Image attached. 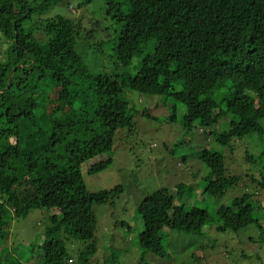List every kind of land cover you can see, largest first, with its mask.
<instances>
[{
  "label": "trees",
  "instance_id": "obj_1",
  "mask_svg": "<svg viewBox=\"0 0 264 264\" xmlns=\"http://www.w3.org/2000/svg\"><path fill=\"white\" fill-rule=\"evenodd\" d=\"M58 1L0 0V36L9 42L0 58V238L15 219L47 209L44 239L34 249L44 264H69L75 240L85 243L77 264H90L98 250L94 206L110 202L122 186L89 191L83 165L103 154L109 155L89 172L109 165L118 130L135 126L127 90L181 105L186 129L214 117L219 124L205 126L222 146L250 134L264 138V0H128L127 8L122 0H103V21L90 28L63 13L43 19ZM82 42L105 59L110 48L112 69L92 68ZM245 154L261 163L260 177H248L264 190V148ZM206 158L211 178L203 192L220 196L242 180L229 174L220 152ZM260 207L245 192L215 217L205 208L187 210L159 189L138 206L139 244L167 257L164 228L201 238L217 221L221 231L256 225L261 236L253 240L263 243ZM202 251L179 264H198ZM3 252L0 263L8 264Z\"/></svg>",
  "mask_w": 264,
  "mask_h": 264
},
{
  "label": "rangeland",
  "instance_id": "obj_2",
  "mask_svg": "<svg viewBox=\"0 0 264 264\" xmlns=\"http://www.w3.org/2000/svg\"><path fill=\"white\" fill-rule=\"evenodd\" d=\"M83 1L59 0L52 10L43 15V19L63 13L84 28L92 27L94 21H103V0L80 7L79 3ZM122 2L127 8L129 1ZM36 20L38 25L41 24V17ZM8 45L9 42L0 36V58H4ZM85 45L82 42L81 48ZM95 48L85 46L82 49L92 68L101 70L105 65V70L112 69V50L106 47L110 58L105 56V59ZM136 63L137 60L130 66L131 71L136 70ZM127 96L131 100L135 126L118 130L111 152L113 160L109 165L95 172L88 170L109 154L100 155L83 165L89 191L100 192L122 186V190L110 202L94 206L98 216V250L90 264H179L191 252L202 248L198 264H264V242L253 240L261 236L260 228L256 225L240 231H221L217 221L204 227V237L201 238L166 227L163 243L169 250L167 257L140 246L139 235L144 224L138 206L148 193L159 189L169 192L176 204L184 205L187 210L197 206L208 209L215 217L234 197L249 192L261 201L256 215L264 223V190L248 177L252 174L260 177L258 168L261 163L248 162L245 154L246 151L260 154L264 148V138L250 134L222 146L217 142V131L213 133V129L205 126L216 124L214 117L201 125L196 122L192 128L186 129L181 105L175 106L171 101L165 103L161 96L135 90H127ZM145 109L148 115L143 113ZM210 151L220 152L225 157L229 174L242 177L238 184L220 196L203 192L205 183L211 178L206 158ZM48 214L47 209H35L26 218L12 222L9 232L0 238V253L5 250L3 254L8 264H44L39 251L34 249L43 242ZM84 245L82 240L69 243L68 251L72 255L69 264H77V253Z\"/></svg>",
  "mask_w": 264,
  "mask_h": 264
},
{
  "label": "water",
  "instance_id": "obj_3",
  "mask_svg": "<svg viewBox=\"0 0 264 264\" xmlns=\"http://www.w3.org/2000/svg\"><path fill=\"white\" fill-rule=\"evenodd\" d=\"M10 81H11V78H10Z\"/></svg>",
  "mask_w": 264,
  "mask_h": 264
}]
</instances>
